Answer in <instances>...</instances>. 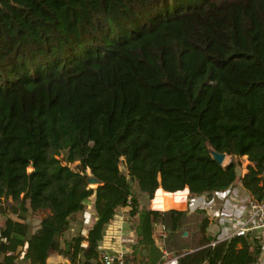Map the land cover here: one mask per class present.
Wrapping results in <instances>:
<instances>
[{"label": "trees", "instance_id": "trees-1", "mask_svg": "<svg viewBox=\"0 0 264 264\" xmlns=\"http://www.w3.org/2000/svg\"><path fill=\"white\" fill-rule=\"evenodd\" d=\"M238 180L264 198V0H0V264H105L100 241L126 206L137 239L124 264L142 250L156 264V225L188 211L140 196L208 201ZM209 223L177 264H259L254 231L219 239Z\"/></svg>", "mask_w": 264, "mask_h": 264}, {"label": "crops", "instance_id": "crops-1", "mask_svg": "<svg viewBox=\"0 0 264 264\" xmlns=\"http://www.w3.org/2000/svg\"><path fill=\"white\" fill-rule=\"evenodd\" d=\"M245 159L246 164L243 170L240 172V176H243L247 171L248 162ZM239 172V171H238ZM137 192V191H136ZM178 194L174 203L161 206V198L166 195ZM250 199L248 192L244 189L241 182L238 180L232 187L223 191L214 193L209 201L204 196H198L188 203V188L183 190L168 192L159 187L152 199L148 200L146 196H140V208L147 207L158 211H167L175 209L178 211H188L186 215L185 224H191L192 229L186 231L184 235H180L181 230L185 227H178L173 229L172 242L169 243L170 248H167L164 243V239L169 237L170 233L166 229L170 226L168 219L165 224H158L154 229L153 238L159 251L162 253L160 261L156 264H162L167 257H176L178 253L193 251L199 247L198 228L201 220L206 216L210 220L207 231L213 236H217L219 239H224L231 236L236 231L235 219H244L247 213V204ZM86 209L82 215H78V219L83 217V225L81 229L82 234H86L88 228L93 224L96 219V211L94 209V196H91L85 201ZM198 209H203V212H199ZM88 215L87 221L84 219V215ZM41 215L33 227H30V233L35 231L39 224ZM137 214L130 215L129 207H120L116 210L113 219L107 224L102 240L100 241V250L107 252H114L122 250L124 255L132 254V245L136 242V224ZM182 225V223H181ZM76 224L67 231V235H71L75 231ZM172 228V227H171ZM254 231L259 237L262 244V253L260 256L259 264H264V228L256 227L250 229ZM172 249V250H170ZM147 252L142 250L140 253L132 256V259L127 264H144L146 262ZM149 260V259H148ZM147 260V261H148ZM47 263H64L71 264L69 260L59 256L51 255ZM16 264H24L20 259Z\"/></svg>", "mask_w": 264, "mask_h": 264}, {"label": "built area", "instance_id": "built-area-1", "mask_svg": "<svg viewBox=\"0 0 264 264\" xmlns=\"http://www.w3.org/2000/svg\"><path fill=\"white\" fill-rule=\"evenodd\" d=\"M84 219L87 221V214L84 215ZM235 227L236 231L232 235L245 233L256 227L264 228V198L262 200L250 198L248 200L245 218L235 219ZM100 256L105 264H124V252L122 250L114 252L101 251ZM166 259L167 260L162 264H177V256L167 257Z\"/></svg>", "mask_w": 264, "mask_h": 264}, {"label": "rangeland", "instance_id": "rangeland-1", "mask_svg": "<svg viewBox=\"0 0 264 264\" xmlns=\"http://www.w3.org/2000/svg\"><path fill=\"white\" fill-rule=\"evenodd\" d=\"M228 162H229V159L226 158V160H225V162H224V165L227 164ZM239 163H240V167L238 168V171H239V174H240V172H241V171L243 170V168H244V165L246 164L245 159H241V160L239 161ZM121 170H122L123 172H125V169H124L123 166H121ZM90 186H91V187H95L96 184H90ZM133 187H134V190H135V191H138V187H137V184H136V183H133ZM40 215H42V213L37 212V213L33 214V215L28 219V222H29V224H30V227H33L34 225H36V223H37V221H38ZM185 221H186V217H185L184 219H182V221H181V223H182L181 227H183V225H184L185 227L183 228V230H181L180 235H181V234L184 235V234L186 233L187 229H188V230H191V229H192V225H191V224H185ZM1 222H2V217L0 216V224H1ZM166 231H168V233H170V235H169V237L165 238L163 241H164V243L166 244L167 248H170L169 243L173 241L172 238H171L172 235H173V229H172L171 227H170V228L168 227V228L166 229ZM170 250H172V249H170Z\"/></svg>", "mask_w": 264, "mask_h": 264}, {"label": "water", "instance_id": "water-1", "mask_svg": "<svg viewBox=\"0 0 264 264\" xmlns=\"http://www.w3.org/2000/svg\"><path fill=\"white\" fill-rule=\"evenodd\" d=\"M208 153L210 155V157L212 158L213 161H215L216 163H218L219 165H223L225 160H226V155L225 154H220L217 153L213 148L208 147ZM90 184H98L97 180L94 179H90L89 180ZM47 264H64V263H47Z\"/></svg>", "mask_w": 264, "mask_h": 264}]
</instances>
